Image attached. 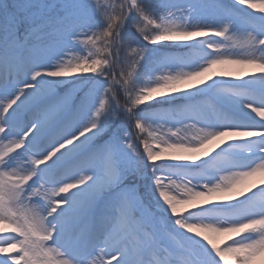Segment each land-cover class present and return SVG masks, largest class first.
<instances>
[{
	"label": "snow or ice",
	"instance_id": "6c2138e0",
	"mask_svg": "<svg viewBox=\"0 0 264 264\" xmlns=\"http://www.w3.org/2000/svg\"><path fill=\"white\" fill-rule=\"evenodd\" d=\"M258 175L264 0H0V264H264Z\"/></svg>",
	"mask_w": 264,
	"mask_h": 264
},
{
	"label": "rangeland",
	"instance_id": "374dc122",
	"mask_svg": "<svg viewBox=\"0 0 264 264\" xmlns=\"http://www.w3.org/2000/svg\"><path fill=\"white\" fill-rule=\"evenodd\" d=\"M261 179H263L262 181L263 182H260L259 180H261ZM257 182H259V184L260 183H264V177H262V176H256V177H254V178H252V180H250L248 183H249V185H255ZM255 183V184H254ZM258 184V185H259ZM220 236H218V237H216V242H217V244L218 245H220V246H223L225 243L224 242H222L221 240H218V238H219ZM225 237H227V236H225ZM258 264H259V262H258Z\"/></svg>",
	"mask_w": 264,
	"mask_h": 264
},
{
	"label": "bare ground",
	"instance_id": "6f19581e",
	"mask_svg": "<svg viewBox=\"0 0 264 264\" xmlns=\"http://www.w3.org/2000/svg\"><path fill=\"white\" fill-rule=\"evenodd\" d=\"M263 179H261V180H259L260 182H263L262 181ZM256 183V182H255ZM254 183V184H255ZM259 184V182H257L255 185H258ZM261 184V183H260ZM226 235H221L219 238H218V240H221L222 242H224V243H226V242H228V237H225Z\"/></svg>",
	"mask_w": 264,
	"mask_h": 264
}]
</instances>
